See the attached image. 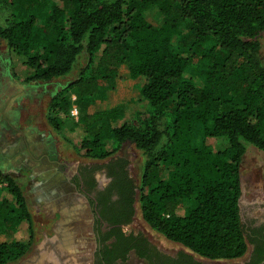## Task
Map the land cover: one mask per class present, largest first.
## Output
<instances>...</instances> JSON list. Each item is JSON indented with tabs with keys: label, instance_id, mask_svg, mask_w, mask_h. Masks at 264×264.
<instances>
[{
	"label": "trees",
	"instance_id": "trees-1",
	"mask_svg": "<svg viewBox=\"0 0 264 264\" xmlns=\"http://www.w3.org/2000/svg\"><path fill=\"white\" fill-rule=\"evenodd\" d=\"M151 7L162 14L159 26L145 18ZM262 31L264 0H0V39L12 61L18 57L28 67L26 81L67 75L82 53L86 62L68 84L76 104L92 103L101 83L122 65L130 78H144L140 94L149 102L148 116L120 125L114 124L115 110L81 118L85 156L104 160L101 165L113 175L95 212L107 216L109 206L102 205L113 189L130 202L136 194L150 228L209 260L240 258L255 240L238 200L247 145L264 152V63L257 38ZM70 106L64 99L57 102L65 114ZM199 134L227 145L218 151L197 147ZM106 140L112 142L109 150ZM125 142L142 158L136 185L124 169L128 161L113 162ZM90 166L92 175L97 165ZM0 182L13 201L0 202V211L31 229L21 187L1 170ZM184 202L188 205L178 214ZM24 251L17 241L0 242V264ZM262 259L264 249L258 262Z\"/></svg>",
	"mask_w": 264,
	"mask_h": 264
},
{
	"label": "rangeland",
	"instance_id": "rangeland-1",
	"mask_svg": "<svg viewBox=\"0 0 264 264\" xmlns=\"http://www.w3.org/2000/svg\"><path fill=\"white\" fill-rule=\"evenodd\" d=\"M144 15L154 26H159L162 22V14L156 7L149 8ZM257 38L264 63V31ZM85 62L86 55L82 53L69 74L50 80L26 81L28 67L18 57L12 61L5 41L0 39V170L9 174L21 187L31 214L29 229L25 221H10L8 212L0 211V242L17 241L25 247L23 254L16 259H9L5 264H35V256L40 247L57 235V211L61 209H57V205L86 206L82 198L72 192L73 186L69 182V175L77 167L97 165L94 168L97 181L100 186L105 185V169L101 165L104 160L89 159L81 146L82 141L87 138L84 123L81 121L82 116L115 110L114 124L120 125L134 117H146L149 114V102L140 94L144 78H130L125 65L117 69L116 75L101 83L98 97L92 103H74L75 93L68 84ZM62 99L71 103L67 114L57 107V102ZM74 107L77 108V113L73 115L71 110ZM166 122L165 117L160 120L162 129H165ZM194 144L197 147L207 145L213 151L221 150L227 145L221 138L200 134ZM105 147L111 149L112 142L106 140ZM113 156H120L128 161V173L136 185L142 165L139 151L132 143L125 142ZM164 174L165 171L162 175ZM240 175L243 189L240 206L242 216L262 215L264 152L247 145L241 161ZM5 186L4 182H0V202H13ZM135 205L139 219L138 228L140 226V230L148 233L153 240L169 250L183 248L206 264H239L247 255L248 251L242 257L232 260H209L199 257L150 228L141 218L138 203ZM187 205V202L180 204L177 213L183 214ZM85 209L81 212L76 209L72 220L77 219V214L81 231L89 236L91 220L87 206ZM81 239V247L73 250L72 256L77 259V264H90L93 244L87 238ZM67 259H71V256Z\"/></svg>",
	"mask_w": 264,
	"mask_h": 264
},
{
	"label": "flooded vegetation",
	"instance_id": "flooded-vegetation-1",
	"mask_svg": "<svg viewBox=\"0 0 264 264\" xmlns=\"http://www.w3.org/2000/svg\"><path fill=\"white\" fill-rule=\"evenodd\" d=\"M118 157L120 156H114L113 162ZM127 165L128 163L124 169L132 179L128 173ZM91 168L90 165L88 168L79 166L69 175V182L73 186L72 192L75 196L82 198L90 214L89 230H91V234L89 235L91 236L87 238L93 244L90 264H206L183 248L169 250L161 246L148 233L140 230L135 205L136 194L133 195L132 202H130L131 198L123 200L121 194L113 189L110 197L108 195L109 201L107 200L102 205V207L109 206L106 211L107 216L99 218L95 212V204L99 198L105 199L107 196V189L113 180V175H108L110 169L104 167L107 181L104 186H100L95 172L92 171V175H90ZM76 173L78 175L74 182L72 179ZM91 180L94 183L89 187L87 182ZM82 181L84 184L80 186L79 183ZM85 187L88 189L90 197L93 198L94 204L85 192ZM85 207L83 206L82 209L86 210ZM242 218L247 233L255 240L249 244L247 255L239 261V264H264V259L258 262L259 254L264 249V210L260 216L247 215Z\"/></svg>",
	"mask_w": 264,
	"mask_h": 264
},
{
	"label": "crops",
	"instance_id": "crops-1",
	"mask_svg": "<svg viewBox=\"0 0 264 264\" xmlns=\"http://www.w3.org/2000/svg\"><path fill=\"white\" fill-rule=\"evenodd\" d=\"M45 194H47V192ZM82 207L83 206L73 207L70 206V204L56 206L57 209L61 208L58 209V211L56 210L58 214L57 235L48 239L46 243L40 247L35 256V264H44V262H49L50 264H77V259H74L72 256V251L79 249L82 245L81 238L86 239L88 236L81 231V222H78L79 216L76 214V220H72V218H74L76 209H79L78 211L81 212ZM74 209L75 211H73ZM78 237H80V239ZM48 249L52 251H48ZM69 256H71V259H67Z\"/></svg>",
	"mask_w": 264,
	"mask_h": 264
},
{
	"label": "water",
	"instance_id": "water-1",
	"mask_svg": "<svg viewBox=\"0 0 264 264\" xmlns=\"http://www.w3.org/2000/svg\"><path fill=\"white\" fill-rule=\"evenodd\" d=\"M242 193H243V189H242V185H241V196H242ZM241 196H240V198H239V200H238V204H239V206H241Z\"/></svg>",
	"mask_w": 264,
	"mask_h": 264
},
{
	"label": "built area",
	"instance_id": "built-area-1",
	"mask_svg": "<svg viewBox=\"0 0 264 264\" xmlns=\"http://www.w3.org/2000/svg\"><path fill=\"white\" fill-rule=\"evenodd\" d=\"M71 113L74 115L75 113H77V108L74 107L72 110H71Z\"/></svg>",
	"mask_w": 264,
	"mask_h": 264
}]
</instances>
